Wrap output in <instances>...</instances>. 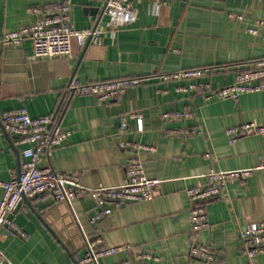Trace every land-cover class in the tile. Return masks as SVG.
<instances>
[{
  "label": "crops",
  "instance_id": "obj_1",
  "mask_svg": "<svg viewBox=\"0 0 264 264\" xmlns=\"http://www.w3.org/2000/svg\"><path fill=\"white\" fill-rule=\"evenodd\" d=\"M64 0H0V34L32 24L30 10ZM78 28L98 26L100 40H74L67 56L33 59L32 42L0 47V112L26 107L33 117L59 113L63 128L73 129L65 144L47 153L41 166L73 172L88 188L119 186L133 151L123 141L156 147L141 153L147 175L162 180L149 200L133 202L93 222L95 200L88 194L71 201L53 195L25 198L16 220L26 231L21 237L1 229L0 250L15 264H79L89 238L104 245H130L104 256L100 264H264V249L249 258L243 253L241 231L251 221L264 220V168L247 179H232L225 193L207 200L211 227L195 232L191 214V187L208 182L213 169H240L264 163V134H249L230 142L227 129L245 121H264V90L239 99L206 100L201 94L180 91L187 80L165 79L174 72L197 67L211 71L203 80L223 86L236 71L264 54V40L247 28L264 18V0H139L129 24L115 28L99 2L72 0ZM231 13L244 14L243 20ZM138 78L117 99L69 90L79 84ZM188 110L187 118L165 119V112ZM143 115L120 134L121 116ZM192 129L188 136L169 133ZM0 130L2 123L0 119ZM22 147L16 138H0V179L20 170ZM2 188L0 187V197ZM193 242L212 244L215 260H194ZM156 259H139L138 253Z\"/></svg>",
  "mask_w": 264,
  "mask_h": 264
},
{
  "label": "built area",
  "instance_id": "obj_2",
  "mask_svg": "<svg viewBox=\"0 0 264 264\" xmlns=\"http://www.w3.org/2000/svg\"><path fill=\"white\" fill-rule=\"evenodd\" d=\"M102 3L108 14L109 25L119 28L129 24L134 18V10L139 0H89ZM72 0H64L52 4L37 5L30 10L36 15V20L27 26L7 30L0 34V47L18 46L26 39L32 42L33 59H46L67 56L73 50L76 40L83 45L86 40L98 42L101 29L98 26L78 28L73 20ZM231 18L243 20L244 14L231 13ZM252 35L261 36L264 40V18L247 28ZM209 67L189 68L168 74L165 79L187 80L188 84L178 88L180 91L203 95L206 100L214 98H230L237 100L242 94L264 90V54L251 61L247 66L236 71L235 80L223 86H213L203 80ZM138 78H123L95 81L79 84L74 80L69 87L72 92L95 94L103 102H110L123 94L128 87L139 83ZM59 113L48 116L33 117L26 107H19L0 112L3 133H9L16 138V143L22 147L23 160L20 170L7 180L0 179L2 194L0 197V237L1 229L8 228L12 232L26 237L27 233L16 220V213L25 198L53 195L58 201H71L74 198L88 194L97 204V212L92 216L96 222L111 214L114 209L121 208L133 202L152 199L160 189L162 180L147 175L141 153L154 152L156 147L145 142L123 141L122 146L133 151L127 161L126 176L119 186L100 185L88 188L80 181V176L73 172L57 171L51 166L43 167L40 162L54 148L66 143L73 133L71 128H63L59 121ZM188 110L165 112L163 118L178 120L191 116ZM137 120L138 129H143V115L140 112H128L121 116L120 134L129 130V122ZM196 128L173 129L169 133L177 136H188L195 133ZM230 142L249 134H264V121L240 122L227 129ZM264 168V163L255 167L232 170L213 169L208 174V182L202 186L191 187L188 195L192 202L191 214L193 229L198 232L211 227L208 218L206 202L209 199L222 196L232 179H247L257 169ZM241 246L243 253L249 258L254 257L264 249V220L251 221L241 231ZM130 245L106 246L103 240L89 238L84 255L79 264H100L104 256L121 251ZM189 254L194 260H215L219 250L212 244L193 242ZM139 259H156L151 253H138ZM0 264H15L0 250ZM116 264H128L122 261Z\"/></svg>",
  "mask_w": 264,
  "mask_h": 264
},
{
  "label": "trees",
  "instance_id": "obj_3",
  "mask_svg": "<svg viewBox=\"0 0 264 264\" xmlns=\"http://www.w3.org/2000/svg\"><path fill=\"white\" fill-rule=\"evenodd\" d=\"M121 79H123V78H121ZM112 80H114V79H112Z\"/></svg>",
  "mask_w": 264,
  "mask_h": 264
}]
</instances>
